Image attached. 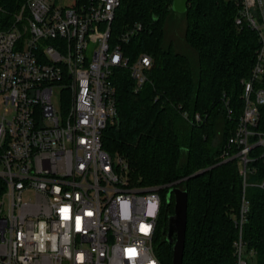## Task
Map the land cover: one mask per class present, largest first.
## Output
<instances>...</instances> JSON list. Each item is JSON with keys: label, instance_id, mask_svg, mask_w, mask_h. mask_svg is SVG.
Instances as JSON below:
<instances>
[{"label": "built area", "instance_id": "built-area-1", "mask_svg": "<svg viewBox=\"0 0 264 264\" xmlns=\"http://www.w3.org/2000/svg\"><path fill=\"white\" fill-rule=\"evenodd\" d=\"M236 2V24L254 29L260 46L244 81V113L222 157L239 158L235 256L236 264H251L254 251L246 252L242 234L250 152L262 146L264 157V134L252 128L264 105V89L254 88L264 74V0ZM121 3L25 0L6 25L0 4V264H161L154 244L160 190L182 180L135 186L128 160L103 146L105 128L119 122V70L129 71L139 91L153 66L150 53L132 59L126 49L141 23L114 33ZM184 117L203 121L200 112ZM233 146L239 151L230 155ZM27 192L35 200H25Z\"/></svg>", "mask_w": 264, "mask_h": 264}, {"label": "trees", "instance_id": "trees-1", "mask_svg": "<svg viewBox=\"0 0 264 264\" xmlns=\"http://www.w3.org/2000/svg\"><path fill=\"white\" fill-rule=\"evenodd\" d=\"M24 1L0 0L5 25ZM238 12L236 0H189L182 14L173 9V0H122L113 22L115 34L142 24L126 49L132 59L150 53L153 66L139 91L129 71L119 70V122L105 128L103 146L128 160L135 186L182 180L178 186L188 191L183 264H236L235 242L240 235L236 219L244 177L239 158L223 161L222 155L244 113V81L252 76L260 46L254 29L236 24ZM176 14L185 17V40L196 60L165 42L166 22ZM254 88L264 89V74ZM184 112L191 116L200 112L203 121L190 122ZM259 112L252 128L264 134V105H259ZM258 138L252 136L251 142ZM238 151L233 146L230 155ZM262 152V146L250 152L251 172L246 176L250 212L242 234L246 252L254 251L250 259L255 258V264H264V187L257 185L264 179ZM169 190H160L154 238L161 264H173L174 258V245L167 239L169 217L175 212Z\"/></svg>", "mask_w": 264, "mask_h": 264}, {"label": "water", "instance_id": "water-1", "mask_svg": "<svg viewBox=\"0 0 264 264\" xmlns=\"http://www.w3.org/2000/svg\"><path fill=\"white\" fill-rule=\"evenodd\" d=\"M189 0H173V9L182 14L186 12ZM198 172L194 175H197ZM168 197L174 195L175 212L169 217V228L167 239L173 243L174 258L173 264H183V256L186 241V231L188 223V191L176 186L169 190Z\"/></svg>", "mask_w": 264, "mask_h": 264}, {"label": "rangeland", "instance_id": "rangeland-1", "mask_svg": "<svg viewBox=\"0 0 264 264\" xmlns=\"http://www.w3.org/2000/svg\"><path fill=\"white\" fill-rule=\"evenodd\" d=\"M57 3L60 4V1H57ZM185 27H186V20L185 17L176 14L171 15L167 22H166V36H165V42L166 44H173V46L181 52L189 54L193 60H196L197 54L194 51V49L188 45V43L185 40ZM5 100L3 98V95L0 94V112L5 111ZM25 200H35V193L34 192H27L24 195ZM253 257V256H252ZM251 262L255 264V258L251 259Z\"/></svg>", "mask_w": 264, "mask_h": 264}]
</instances>
